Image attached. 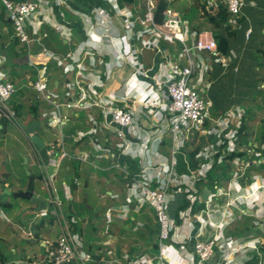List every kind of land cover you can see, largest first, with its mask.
I'll list each match as a JSON object with an SVG mask.
<instances>
[{"label": "crops", "instance_id": "1", "mask_svg": "<svg viewBox=\"0 0 264 264\" xmlns=\"http://www.w3.org/2000/svg\"><path fill=\"white\" fill-rule=\"evenodd\" d=\"M166 1L167 10L179 20L182 42L144 32L137 18L146 0H39L35 15L25 23L37 41L28 47L17 43L18 56L12 58L8 48L14 34L0 4V77H8L16 88L9 107L22 130L36 122L35 135L46 147H55L44 174L34 182V195L47 207L10 196L25 191L26 171L35 173L41 162L22 132L0 118V264H49L39 261L46 243L60 235L62 222L48 204L43 176L52 180L78 248L93 255L89 264H131L157 254V223L135 188L138 181L161 188L172 169L168 213L174 226L166 254L173 260L170 264H194L196 219L203 214L204 201L223 188L229 196L237 194L235 159L243 158L250 144L263 160L249 173L264 178V0H239L238 16L218 25L210 19L218 22L221 0ZM122 13L133 27L126 26ZM200 35L212 36L216 45L217 38L226 39V54L195 51ZM187 66L192 68V86L211 103L210 120L200 130L179 133L173 145L166 85ZM37 70L46 79L45 97L32 89ZM78 100L82 106L65 105ZM113 107L128 110L135 126V131L123 129L122 149L111 121ZM237 111L243 119L234 135L236 151L229 154L233 146L225 144L214 121ZM196 173L198 180L190 181ZM240 184L245 186L244 181ZM226 199L212 200L209 214L214 221L220 220ZM185 202L188 206L180 211ZM239 207L246 214L234 210L219 230L214 264L230 251L227 242L252 241L256 249L244 255L264 264V191L253 204ZM203 233L206 240L214 230L206 225Z\"/></svg>", "mask_w": 264, "mask_h": 264}, {"label": "built area", "instance_id": "2", "mask_svg": "<svg viewBox=\"0 0 264 264\" xmlns=\"http://www.w3.org/2000/svg\"><path fill=\"white\" fill-rule=\"evenodd\" d=\"M115 1V0H114ZM226 8L230 17L236 18L239 14L241 3L239 0H221ZM0 4L6 12V16L10 24L12 25L14 38L19 45L27 46L36 42L37 39L31 38L26 29L25 23L29 18L35 15L38 7L39 0H0ZM156 3L154 0H146L145 10L143 15L137 18L138 24L148 33L151 37L169 38L175 39L180 42L183 41L179 32V20L174 19L169 10L165 12V18L161 25L153 23V15L155 11ZM125 17L126 26L133 27L129 17L122 13ZM249 32L247 33V35ZM193 49L197 52H208L215 56L218 55L217 45L215 40L210 35H200L194 44ZM185 53L188 54L189 50L185 49ZM37 56H40L38 54ZM38 77L32 84V89L41 97H45V89L47 86L46 79L42 76V70H37ZM41 73V74H40ZM77 76L80 73L77 72ZM192 68L187 66L177 70L171 81L166 85V91L168 95V125L172 137L173 145L179 133L188 132L193 129H201L207 120H210L211 103L202 98L199 93L191 84ZM82 81L76 80L75 85L80 89ZM16 92L14 84L8 77H0V118H3L11 126L17 128L26 137L29 142V136L25 130H22L17 122L14 111L8 106V101L12 95ZM84 96V95H81ZM82 101L78 100L72 103H66L67 108L78 107ZM56 106V105H55ZM57 108V107H56ZM112 124L117 127L116 137L123 143L121 149L126 145L125 134L123 129L128 131H135L133 124V118L131 113L119 107H113L110 109ZM243 114L240 111L235 113H227L215 119V124L221 130L224 135L225 144L229 149V154L234 152V135L240 128L242 123ZM28 136V137H27ZM47 148L48 157L54 154L55 147L51 144ZM236 151V150H235ZM243 158L235 159V171L234 178L238 181L237 194L235 196H229L225 188L219 189L204 201L205 208L203 214L198 215L197 222L199 225L198 233L196 234V241L193 244V255L195 257L194 264H209L214 256L216 249V242L220 238L218 232L222 226L233 217V211L243 215L246 214L244 210L239 207L242 204H253L254 197L264 191V178L261 176H254L249 173V170L255 165L262 163L261 154L250 144L243 151ZM172 153H175L173 147ZM62 154L66 155L63 150ZM115 168L120 169L124 174L128 175V171L123 168H119L118 165H114ZM45 171H43L42 175ZM199 173L192 174L190 181L196 182L199 178ZM171 176L172 169L169 176L166 179V183L163 187H151L149 183L144 181H138L135 183V188L141 192L145 198L146 203L153 211L158 233H157V254L154 257L140 256L132 261L131 264H170L173 262L168 256L169 248L166 243L170 240L171 233L173 231V220L168 213V202L171 196ZM244 181L245 186H241L240 182ZM42 182L45 189L48 192V204L52 207L53 212L58 215L62 222V228L60 235L55 242L45 245V252L39 263L49 264H72L79 262V264H89L93 261V255L88 252L81 251L71 234L69 225L64 220L61 210V203L56 195V191L52 186V180L50 177H42ZM74 183L78 184L77 179H74ZM244 187V188H243ZM243 189V190H242ZM242 190V191H241ZM225 196L227 199L223 204V212L219 221H214L210 216L212 200L218 197ZM45 212V210H41ZM208 225L214 230V234L202 240L201 236L204 234V228ZM30 234H28L29 236ZM227 248L230 251L221 259L220 262L215 264H236L237 262L244 263L250 259L244 255L246 250H255V242L235 244L227 242Z\"/></svg>", "mask_w": 264, "mask_h": 264}, {"label": "water", "instance_id": "3", "mask_svg": "<svg viewBox=\"0 0 264 264\" xmlns=\"http://www.w3.org/2000/svg\"><path fill=\"white\" fill-rule=\"evenodd\" d=\"M127 2H132L133 0H126ZM167 10V1L166 0H158L155 6V11L153 15V23L156 25H161L165 18V12ZM36 122H33L32 125L26 129V133L29 136V144H31L35 151L38 153L37 156L41 162V168L38 169L35 173H30L26 171V175L28 176V183L25 191L9 193L10 196L17 198L22 201L31 202L36 204L39 209H44L47 207V202L42 198L34 195V182L35 179L42 174V171L46 170V166L48 164V154L45 143L35 135ZM215 259H213L209 264H214Z\"/></svg>", "mask_w": 264, "mask_h": 264}, {"label": "trees", "instance_id": "4", "mask_svg": "<svg viewBox=\"0 0 264 264\" xmlns=\"http://www.w3.org/2000/svg\"><path fill=\"white\" fill-rule=\"evenodd\" d=\"M3 13H4V10H2L0 12V21H3V17H4L3 16L4 15ZM228 17H229V15H228V13L226 11L225 6H220L219 11H218V13L216 15V18H217L218 22H216L214 18H211L210 19V22H212L213 24H217L218 25V24H221V23L225 22ZM4 22H5V24H7V26H9V23H10L9 21H4ZM9 28L12 29V25L11 24H10ZM11 31L13 32V29ZM11 31L9 32V35L12 34ZM17 43H18L17 40L15 38H13V40H12V42H11L9 48H8V55L11 58L18 56V54L16 53V50H15ZM227 49H228V42H227V40L224 39L223 37L217 38V51H219L222 54H226ZM35 117H36V115H35ZM187 206H188V204L185 202L182 205V207L180 208V211H184ZM7 207L10 208L11 205H7ZM175 220H176V222H178V214H177V218ZM249 263L250 264H256V259L252 258Z\"/></svg>", "mask_w": 264, "mask_h": 264}, {"label": "rangeland", "instance_id": "5", "mask_svg": "<svg viewBox=\"0 0 264 264\" xmlns=\"http://www.w3.org/2000/svg\"><path fill=\"white\" fill-rule=\"evenodd\" d=\"M10 102H11V101H8V103H7V104H8V106L10 105Z\"/></svg>", "mask_w": 264, "mask_h": 264}]
</instances>
